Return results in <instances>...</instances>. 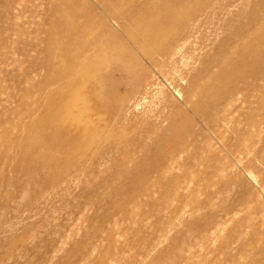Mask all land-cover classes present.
<instances>
[{
    "label": "rangeland",
    "instance_id": "1",
    "mask_svg": "<svg viewBox=\"0 0 264 264\" xmlns=\"http://www.w3.org/2000/svg\"><path fill=\"white\" fill-rule=\"evenodd\" d=\"M226 1L186 45L175 85L196 74L212 98L225 50L264 51V0ZM64 3L0 0V264H264V52L234 102L196 115L166 84L168 100L152 94L112 123L103 95L71 79L83 91L64 110L76 92L50 84L68 67L53 37L71 23ZM73 135L76 146H47Z\"/></svg>",
    "mask_w": 264,
    "mask_h": 264
},
{
    "label": "bare ground",
    "instance_id": "2",
    "mask_svg": "<svg viewBox=\"0 0 264 264\" xmlns=\"http://www.w3.org/2000/svg\"><path fill=\"white\" fill-rule=\"evenodd\" d=\"M80 1L65 0L64 7L56 9L60 16L69 15L67 17L71 19V23L67 25L62 24V21L58 22V29L55 31L58 35L53 36L56 50L59 52L56 59L61 62L66 61L68 67L56 73L50 71L53 72L50 84L63 85L59 92L61 96L76 92L69 100L61 103L60 108L64 110L75 107L84 85L87 94L103 95L102 98L108 101L107 103H111V107L113 103L117 105L116 112L120 114L116 118L114 112L110 114L112 123H115L129 109L137 110L141 106V100L147 99L152 94L164 96L168 100L165 89L167 84L182 100L183 108L192 107L194 114L201 115L212 105L213 100L234 102L239 94L238 84L243 82L244 76L246 77L250 72L252 74L257 67L263 66L260 60L263 59L264 51L261 53L254 51L253 57L256 56V59L250 60L242 51L243 42L239 41L236 46L237 57L230 50L223 52L226 59L221 65L218 78L224 82V87H218L214 97L211 98L209 95V85L203 86L201 82L203 80H200L196 74L190 73L181 78L184 82L182 85H175L170 78L172 72L181 73L177 64L179 62L181 64L186 45L201 33L215 14L216 8L227 2L226 0L210 7L205 0ZM114 28L118 31L116 32ZM117 33L121 34L122 38L125 37L132 48L145 58L147 65L131 53L125 42L118 41ZM63 35L66 42H60ZM241 35L244 39V35ZM255 35L256 39L264 44V33L257 29ZM114 61L119 63L114 65ZM71 79L83 84L82 87L70 86ZM120 86L125 87V96L117 92ZM225 86L227 89H224ZM127 87H130L128 91H126ZM249 87L245 85L244 90ZM193 97L198 98L196 102ZM174 110L179 111L180 108ZM108 129L99 130L98 138L87 141L82 146L85 152L90 150V145L102 139ZM77 142L78 138L75 135L70 138L63 136L62 140L47 146L61 147L64 144L76 146ZM159 149L161 147L157 150ZM78 159L83 160L80 156L77 161ZM72 165L64 173L68 178L78 172L73 170Z\"/></svg>",
    "mask_w": 264,
    "mask_h": 264
}]
</instances>
